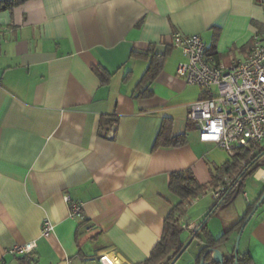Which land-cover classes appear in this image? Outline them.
Listing matches in <instances>:
<instances>
[{
    "label": "crops",
    "instance_id": "obj_1",
    "mask_svg": "<svg viewBox=\"0 0 264 264\" xmlns=\"http://www.w3.org/2000/svg\"><path fill=\"white\" fill-rule=\"evenodd\" d=\"M0 27V263L144 262L178 202L170 173L206 184L229 159L187 117L208 94L176 76L183 58L173 35L201 37L207 55L230 66L264 37L258 0H27L0 10ZM154 58L159 71L142 85L151 95L137 97ZM165 119L183 145L154 148ZM66 195L84 220L69 217ZM263 195L264 165L226 204L213 190L192 199L179 218L189 243L173 264H198L203 224L214 239L231 230L217 248L230 258ZM46 219L53 229L41 237ZM30 241V254L6 252ZM237 251L264 264V196Z\"/></svg>",
    "mask_w": 264,
    "mask_h": 264
},
{
    "label": "built area",
    "instance_id": "obj_2",
    "mask_svg": "<svg viewBox=\"0 0 264 264\" xmlns=\"http://www.w3.org/2000/svg\"><path fill=\"white\" fill-rule=\"evenodd\" d=\"M264 13V0H258ZM1 31V27H0ZM173 46L180 49L183 60L177 65L176 76L186 84L200 87L208 96L191 103L187 117L196 123L199 140L216 144L228 158L236 150L264 141V37L254 35L248 55L230 66L217 63L207 55L201 37L174 33ZM1 87V85H0ZM226 184L213 191L219 201L225 195ZM70 218L84 220L82 204L64 196ZM53 226L46 219L41 237H48ZM36 241L13 245L10 255L30 254ZM106 264H119L115 255L100 257ZM2 264V263H0Z\"/></svg>",
    "mask_w": 264,
    "mask_h": 264
},
{
    "label": "trees",
    "instance_id": "obj_3",
    "mask_svg": "<svg viewBox=\"0 0 264 264\" xmlns=\"http://www.w3.org/2000/svg\"><path fill=\"white\" fill-rule=\"evenodd\" d=\"M27 0H0V10L10 9L16 7ZM160 59L154 58L149 65V68L142 80L140 81L137 92V97H148L151 95L146 86L159 71ZM185 143V136L173 137L171 135V121L165 119L160 132L156 138L154 148L159 147H178ZM264 165V148H258L257 145H250L236 150L235 154L228 159L217 171L212 174L211 180L206 184L199 183L191 172L176 171L170 173L169 176V192L178 199V202L172 206L165 216L164 232L161 239L152 249L147 260L139 264H169L176 254L183 247V242L180 239L182 228L179 225V218L184 213L190 201L196 197L204 195L209 190H217L220 186L226 184V181L231 179L230 184L226 187L225 193L232 186L235 179L242 173L240 179L231 187V189L223 197L221 205L226 204L231 198L240 192V187L245 178L258 168ZM227 179L224 180V177ZM200 231L207 238V246H205L199 253L197 258L198 264H218L212 259L210 249H217L223 244L231 230L225 231L221 236L214 239L207 231V227L203 224ZM198 234L194 235L197 237ZM250 258L246 256H239L237 264H250ZM234 253L230 258H224L223 264H233Z\"/></svg>",
    "mask_w": 264,
    "mask_h": 264
},
{
    "label": "water",
    "instance_id": "obj_4",
    "mask_svg": "<svg viewBox=\"0 0 264 264\" xmlns=\"http://www.w3.org/2000/svg\"><path fill=\"white\" fill-rule=\"evenodd\" d=\"M245 170V169H244ZM243 170V172H244ZM242 172V173H243ZM242 173L235 179L234 183L232 184V186L240 179ZM231 186V187H232ZM231 187L228 189V191L231 189ZM227 191V192H228ZM226 192V193H227ZM225 193V194H226ZM225 196V195H224ZM223 196V197H224ZM264 196V195H263ZM263 196L261 197V199L256 203V205L254 206V208L252 209V211L249 213V215L247 216V218L245 219V221L243 222L241 228L239 229V233L237 235V239H236V243H235V249H234V263L233 264H237V258H238V242H239V239H240V235L242 233V230L244 228V226L246 225V223L248 222L249 218L252 216V214L256 211V209L258 208V206L260 205V203L262 202L263 200ZM223 197L218 201L217 203V206L222 202L223 200ZM214 210V209H213ZM212 213V212H211ZM189 241L186 242L183 247L180 249V251L176 254V256L172 259V261L169 263V264H173L178 258L179 256L183 253V251L186 249L187 245H188ZM208 252L211 253V256H212V259L217 262L218 264H223V260H224V257L223 255L220 253V251L218 249H210ZM203 264V263H201Z\"/></svg>",
    "mask_w": 264,
    "mask_h": 264
},
{
    "label": "bare ground",
    "instance_id": "obj_5",
    "mask_svg": "<svg viewBox=\"0 0 264 264\" xmlns=\"http://www.w3.org/2000/svg\"><path fill=\"white\" fill-rule=\"evenodd\" d=\"M259 174H260V175H262V174H263V172H260Z\"/></svg>",
    "mask_w": 264,
    "mask_h": 264
}]
</instances>
